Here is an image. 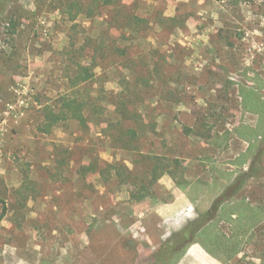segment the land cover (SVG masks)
<instances>
[{
  "label": "rangeland",
  "instance_id": "374dc122",
  "mask_svg": "<svg viewBox=\"0 0 264 264\" xmlns=\"http://www.w3.org/2000/svg\"><path fill=\"white\" fill-rule=\"evenodd\" d=\"M99 3L0 0V264L56 263L116 219L135 264H180L183 228L143 225L177 194L220 264H264V0ZM80 64L96 79L73 87ZM63 95L87 122L45 132Z\"/></svg>",
  "mask_w": 264,
  "mask_h": 264
},
{
  "label": "crops",
  "instance_id": "0c3cea01",
  "mask_svg": "<svg viewBox=\"0 0 264 264\" xmlns=\"http://www.w3.org/2000/svg\"><path fill=\"white\" fill-rule=\"evenodd\" d=\"M183 200L182 195L177 194L174 202L150 206L143 224L150 242H163L173 232L185 227L187 221L182 219L184 216H189L191 207L182 212L177 210V217L171 212H174ZM109 222V227L102 229L103 231L96 228L91 234L78 235V248H64L62 257L56 263L39 259L29 264H135L134 255L125 242V236L132 229L130 226H122L118 219ZM180 264H220V262L201 243L195 242L189 246Z\"/></svg>",
  "mask_w": 264,
  "mask_h": 264
},
{
  "label": "trees",
  "instance_id": "16d2710c",
  "mask_svg": "<svg viewBox=\"0 0 264 264\" xmlns=\"http://www.w3.org/2000/svg\"><path fill=\"white\" fill-rule=\"evenodd\" d=\"M101 3L103 5H108L113 3V0H93V3L98 4ZM99 3V4H100ZM90 6V5H89ZM76 8L79 11V13L84 11V7L81 2H76L72 4L67 5V9L69 12H71L72 8ZM91 7V6H90ZM92 11V7L90 9ZM78 13V14H79ZM72 15L70 17L72 20L76 19L78 16ZM96 79V73H95V66L94 65H79V70L75 76V78H71V85L73 87H77L78 85H81L83 83H87L89 81H93ZM89 102L87 100H82L78 96H71V95H63L60 97V109L59 111H55L54 108L51 105H48L45 107V123L43 124L42 129L45 132H50L54 126L59 124L60 122L67 120V119H75L79 121L81 124H86L87 122V117L85 114V109L88 107ZM163 174V173H162ZM172 175V172L170 173ZM161 174H157V169L155 171L154 179L157 180ZM151 193V190L149 191H143L138 195V199H142L145 196L149 195ZM217 202L215 203L214 207L217 208ZM213 208V207H212ZM210 209L207 213L206 216L210 217L212 216L211 214L213 213V209ZM2 217H0L1 219ZM209 220V219H208ZM201 226H195L194 223H189L187 226H185L178 234L180 241L187 240L190 244L195 243V234L196 232L198 233L201 228ZM178 236H175V238H178ZM176 242L173 243V246L167 247V251L170 250V253L173 252V248H176ZM206 250H208L211 254V250L203 243H201ZM164 253V251H163ZM168 253V252H167ZM215 255V254H213ZM165 256V255H164ZM215 257L218 258V256L215 255Z\"/></svg>",
  "mask_w": 264,
  "mask_h": 264
}]
</instances>
